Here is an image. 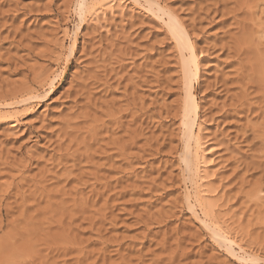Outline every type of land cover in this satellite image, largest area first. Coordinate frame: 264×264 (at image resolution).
Segmentation results:
<instances>
[{
  "label": "rangeland",
  "instance_id": "374dc122",
  "mask_svg": "<svg viewBox=\"0 0 264 264\" xmlns=\"http://www.w3.org/2000/svg\"><path fill=\"white\" fill-rule=\"evenodd\" d=\"M0 264H264V0H0Z\"/></svg>",
  "mask_w": 264,
  "mask_h": 264
},
{
  "label": "bare ground",
  "instance_id": "6f19581e",
  "mask_svg": "<svg viewBox=\"0 0 264 264\" xmlns=\"http://www.w3.org/2000/svg\"><path fill=\"white\" fill-rule=\"evenodd\" d=\"M83 5H84V1H82L80 3L79 7L82 8ZM146 10L152 16V18H155L156 20L163 21V23L165 24L167 29L172 34V36H173L172 39H175V44H176V46L178 47V50H179L180 67H181V70H182V74L184 75V81H185V85L183 84V86L185 87V92L183 91L185 93V96H184V102H183V107H182V114H180L182 116V121L181 122H182V124L184 126V139H185V146H184L185 147V152H183V154H184L183 159L185 161V171L184 172L187 171V173H190V174L192 172H194V174H195V171L197 170V168H196L197 167V162H198V159H200L199 155L202 154V153L200 154L199 152H202V151L194 150V151L190 152V150H189V144H190L191 141H194V143H196V145L198 144V142H197L198 140L195 137V136H197V134L194 135L193 129H192L193 128V123H194L193 122L194 121V113H195V109L197 108V104H196V100H195V97H194V94H193V91H192L193 83H192V79L191 78H192L193 75L195 76V74H198V67L196 65L197 63H195V61L192 62L191 59H190V57L193 55V45H192V43H191V41H190V39L188 37V34H187L186 30L179 23V21L176 19V17L174 15H172L171 13L167 12L166 10H164L159 5L158 2L151 1L149 3V5L147 6ZM170 33H168V34H170ZM171 34H170V36H171ZM183 50L188 51V53L190 55H188V57H186L183 54ZM68 63H69V59L66 60L65 67H64L65 69L68 67ZM51 91L52 90H50L47 93V95H50ZM202 158H205V157H202ZM204 160L206 161V159H204ZM196 173H197V171H196ZM189 177H192V174ZM203 191H200V192H203ZM205 191H206V189H205ZM193 197H194V201H193V203H191L190 194L189 193L186 194V202L188 204L187 206H189L190 211L195 213V207L198 206L200 211H201V214H203L202 216H204L205 218L210 217L208 219H213V217L211 218V216H210V215H212V214H210L211 210H212L210 208H212V207L209 208L205 204V201H204L205 199H203L202 196H199L196 193L193 195ZM195 215L197 216V214H195ZM203 221H202L201 225L203 223H206V222H203ZM213 221H215V219ZM210 222H211V224H210ZM214 223H216V222H214ZM214 223H212V220L209 221V224H207L208 231L210 232L211 236H213L217 240H220V242L222 241V242L226 243L225 242L226 239H223L225 237L224 236L222 237L221 234H219L217 232L216 229L218 227L213 225ZM219 244H221V243H219ZM226 250H227L229 256H231L233 259L236 258L237 260H240L241 257L238 256L236 253H234L233 249L230 247V244H229V246H226ZM247 259H251V258H247Z\"/></svg>",
  "mask_w": 264,
  "mask_h": 264
}]
</instances>
